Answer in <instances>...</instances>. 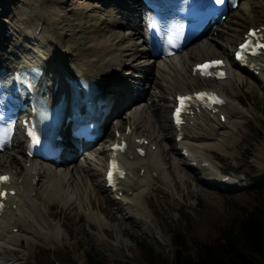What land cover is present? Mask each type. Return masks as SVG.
I'll use <instances>...</instances> for the list:
<instances>
[{
  "label": "rangeland",
  "instance_id": "obj_1",
  "mask_svg": "<svg viewBox=\"0 0 264 264\" xmlns=\"http://www.w3.org/2000/svg\"><path fill=\"white\" fill-rule=\"evenodd\" d=\"M37 1L0 0V13L4 8H9L7 13L0 14V26L11 30V41L19 40L14 27L25 30L23 26L30 23L29 14L39 10L40 1ZM99 2L63 0L64 6L59 9L63 13L71 10L79 12ZM122 7L109 6L103 11L113 18L120 17V14L117 15L120 10L128 11L126 6ZM245 14L241 10L232 13L226 20V26L219 28L221 30L213 37L204 36L188 48L210 50L212 54L207 57L228 52L226 46L232 44L233 47L248 26L264 22V8ZM12 19L14 22H11ZM212 38L219 45L214 43L208 49V42ZM231 70L233 77L225 83H212L207 79H200L198 83L217 87L226 94L231 107L243 112V117L233 124L223 142L208 149L212 154L213 167L204 171L188 168L177 150L164 148L160 151L163 155L158 162L161 174L138 179L136 173L132 172L127 183L137 187L133 201L126 202L122 198L114 200L103 189L102 167L106 158L101 153L103 142L98 141L70 162V169L79 163L86 166L80 172L73 169L72 174L78 186L81 188L83 185V190L86 188L84 195L90 197V204L84 207L75 204L63 206L57 198L51 199L48 193L37 196L36 203L44 205V214L58 223L55 226L57 230L53 231L38 216L40 210L33 211L29 201L23 199L21 207L14 210L11 220H22L26 226L21 231H13L10 237L1 239V245L7 252L6 258L15 259L12 264H37L41 259L48 264H90L96 261L99 264H145L138 256L139 249L133 240L136 236L146 238L164 255L172 251L171 227L181 230L188 240L207 236V231L218 226L227 206H237L244 201L245 193L258 187V181L253 176L264 174V72L250 76L236 67ZM115 123L124 124V117L117 115L109 122L110 129ZM136 133L141 132L136 130ZM8 154L0 156V172L6 169L16 172L18 169L20 173L22 163L14 161L12 154ZM247 165L252 169L251 174ZM220 171L231 179L233 186L226 184L227 188L223 190L203 178L211 176L210 172ZM124 193L131 195L125 190ZM44 199L48 204H43ZM129 204L134 206L128 207ZM183 212H187L188 217H183ZM97 220L103 226H99ZM13 224L14 221L9 223L8 230L12 229ZM92 247L100 256H83Z\"/></svg>",
  "mask_w": 264,
  "mask_h": 264
},
{
  "label": "bare ground",
  "instance_id": "obj_2",
  "mask_svg": "<svg viewBox=\"0 0 264 264\" xmlns=\"http://www.w3.org/2000/svg\"><path fill=\"white\" fill-rule=\"evenodd\" d=\"M39 1V10H36L35 13H27L30 15V23L23 26L25 30H21L14 23L19 27L18 29L14 27L15 32L19 35V40L16 42L12 41L11 46L5 47L3 45V41L9 38L6 32L3 31L4 29L0 28V63L10 66V64H13L12 58L23 49V45L29 46L30 44L31 46L29 47L38 50L37 55L39 57L37 61L45 66L46 73L48 75L53 73V82L51 84L48 82L46 85L48 91L56 81V79L54 81V78L57 77L61 84L66 75L70 77L84 75L97 79L105 88H120L121 90L118 89L115 93L116 99L112 112L121 118L124 117V124H115L116 128L125 133L127 126H130L133 129L131 138H134V133L137 134V130L141 132L137 134L138 137L144 136L150 141L145 144L147 150L144 156H136V150L134 149L122 156L130 169V172L128 170L127 178L132 172H135L136 177L140 179L139 171L142 168H144L142 177H151V173L160 175L161 171L158 162L163 155V152L160 153V151L168 147L171 150H176L177 146L180 145L188 147L192 153L191 156L199 164L208 161L210 166L213 167L212 154L208 149L223 142L233 124L243 117V112L231 107L229 102L220 108L227 115L226 121H222L218 113L197 112L188 119L185 125V137L177 141L176 137L179 132L171 124V111L176 102V97L180 93L196 89L201 86V84L198 85L200 79H206L193 72V66L196 62H201L208 58L226 56L229 59L228 73L230 76L220 82L225 83L229 78L233 77L231 69L232 67H238L234 65L230 58L231 49L243 38L244 33L247 32L246 30L241 34L239 40L233 44V47L232 44L229 47L226 46L228 52L223 53V56L217 53L219 55L207 57V55L212 54L210 50L204 48L202 50L197 49V51L195 48L189 49V45H187L182 53L175 57L155 59L154 51L148 48L144 40L146 22L139 6L131 4L130 6L132 7L130 9L127 8L128 11L126 9L120 10L117 13V15L120 14V17L116 16L113 18L103 11L105 7L123 6L113 2V0H110L109 4L103 3L100 7L96 3L93 6L83 8L82 11L72 12L71 10L69 13H63L62 9H59L64 6L62 4L63 0ZM263 8L264 0H241L237 8L232 10L230 14L239 10L248 14ZM8 9L4 8L0 14L7 13ZM227 18L228 16L221 24V29L226 26ZM11 22H14V20L12 19ZM25 23L27 22L25 21ZM263 25L264 22L254 27L261 28L264 33ZM7 27L9 28L10 26ZM39 27H41L40 33L37 34L36 31ZM250 27H253V25H250ZM228 35L231 34L228 33ZM234 42L232 41V43ZM214 43L219 45L212 38L208 42V45H210L208 49ZM25 56L29 57V54L26 52ZM255 60L256 62L252 66L258 69L261 75L264 72V54ZM188 67L189 73H187ZM241 70L244 71V69ZM249 75L255 76L256 73L253 72L251 74L249 72ZM223 94L226 95L224 92ZM114 134L115 131L111 128L107 136H113ZM151 143L156 145L154 149L150 147ZM132 145H134V142H132ZM26 147L27 142L20 135L15 138L10 148L0 152V156L9 153L12 154L14 161L18 160L22 163L20 173H18V169H16V172L15 170L6 169L0 173L8 172L12 175L13 184L18 189V192L10 197V201H18L16 209L21 207L23 199L26 202L29 201L30 208L36 212L40 210L41 214L39 213L38 216L48 224L50 229L56 231L57 221L51 216L44 214L45 207L36 203V197L48 193L51 199L57 198L59 204L63 206L75 204L84 207L89 205L90 197L88 196L89 198H87L84 195L86 188L83 190V185L80 188L77 179L72 174L73 169H75V172H80L86 166L79 163L80 166L74 164L72 169H70L72 163L51 165L48 162H43L35 164L32 159H28L25 155ZM72 152H65L64 158L71 160L72 156L70 153ZM101 153L106 157L108 154L111 155L113 151L109 150V147L104 148L102 145ZM132 155L133 157H131ZM180 156L182 155L180 154ZM188 159L189 157H185L184 163ZM28 161H31L30 164H28ZM210 175L211 177H219V181L225 176L221 174V171L210 172ZM127 178L123 181L121 180V189L119 188L114 192H111L105 186V180L103 179V189L114 200H116V195L119 194L120 190L123 189L126 192L132 190L130 196L124 192L122 194V199L132 202L137 187L128 184ZM223 183H229L228 186H233L231 179ZM33 191H35L34 196L32 195ZM47 200L44 199L43 204H48ZM131 206H134V204H129L128 207ZM10 210L12 211L11 214L4 220H0V235L5 233L4 237L12 235L13 227L18 226L19 230H22L21 228L25 229L26 226L22 220L15 219L13 220L14 224L11 225L12 229L8 230L9 223L13 222L11 218L15 212V209ZM97 224L103 226V223L98 220ZM1 243L2 241L0 240V264H5L4 262L12 257L6 258L7 252L3 249ZM2 253L3 255H1Z\"/></svg>",
  "mask_w": 264,
  "mask_h": 264
},
{
  "label": "trees",
  "instance_id": "obj_3",
  "mask_svg": "<svg viewBox=\"0 0 264 264\" xmlns=\"http://www.w3.org/2000/svg\"><path fill=\"white\" fill-rule=\"evenodd\" d=\"M247 169L251 174L250 165ZM253 179L258 187L245 193L237 206H227L220 223L207 231V236L188 240L181 230L171 227L172 251L166 255L146 238L136 236L138 256L145 264H264V174ZM187 215L183 212V217ZM83 256L100 254L92 247ZM37 264L48 262L41 259Z\"/></svg>",
  "mask_w": 264,
  "mask_h": 264
},
{
  "label": "snow or ice",
  "instance_id": "obj_4",
  "mask_svg": "<svg viewBox=\"0 0 264 264\" xmlns=\"http://www.w3.org/2000/svg\"><path fill=\"white\" fill-rule=\"evenodd\" d=\"M255 34H256L255 33V30H252V35H255ZM248 47H249V44L248 43H245V44H242L241 45V49H246ZM237 59H242V56L239 53H237ZM222 63H223L222 61H211V62L205 63L204 65H198L197 67H198V69L202 70L204 72V74L210 75L211 73L208 72V68L211 67V66H215V65H221ZM219 75L221 77H223L224 76V73L221 72V73H219ZM197 95H198V97L200 99H204L209 94H207V93H199ZM179 99H180L181 107H183L185 100L186 99H191V97H180ZM212 99L214 100V102H219V100L214 96V94L212 95ZM180 110H181L180 108L177 109V113H176L177 114V117H179ZM109 176L111 178V173L109 174ZM8 179L9 178L7 176L0 177V180H5L6 181Z\"/></svg>",
  "mask_w": 264,
  "mask_h": 264
}]
</instances>
